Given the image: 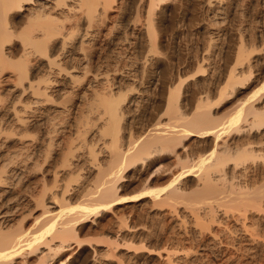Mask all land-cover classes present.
<instances>
[{"label":"bare ground","instance_id":"obj_1","mask_svg":"<svg viewBox=\"0 0 264 264\" xmlns=\"http://www.w3.org/2000/svg\"><path fill=\"white\" fill-rule=\"evenodd\" d=\"M142 212L188 236L133 244ZM124 245L264 264V0H0V264H128Z\"/></svg>","mask_w":264,"mask_h":264},{"label":"rangeland","instance_id":"obj_2","mask_svg":"<svg viewBox=\"0 0 264 264\" xmlns=\"http://www.w3.org/2000/svg\"><path fill=\"white\" fill-rule=\"evenodd\" d=\"M185 23V24H184ZM177 24H180L179 22H176V25ZM184 24V25H183ZM181 27L180 26H178V27H180V28H182V30H183V34L182 33H179V35H177L176 36V41H175V48H172V50H171V54H173V55H170L171 56V61H173L174 63H175V65L174 66H176V69H175V67L173 68V70H174V72H180V71H182V70H184V71H186L187 72V74H188V72H189V74L190 73H192V72H195L196 71V68H197V65H193V64H189L188 65V58H187V56H188V54H187V51H188V53L190 52V50L192 49V51L191 52H193L194 51V49H195V46H196V49H198V51H202V47L200 46L202 43H201V40L203 39L202 38V34L200 33V31H198L197 29V24H195V25H193L194 27H192L191 26V28H189V29H191V31L189 30V32H190V35H192L193 34V37H191L190 35H189V33H188V15L186 16V18L184 19V21H183V23L181 22ZM196 26V27H195ZM193 28V29H192ZM193 31V32H192ZM196 32V33H195ZM199 33V35H198V33ZM192 33V34H191ZM197 36V38H196V36ZM179 36V37H178ZM182 38H181V37ZM201 36V37H200ZM191 37V38H190ZM175 38V37H174ZM188 38H190L191 40H189L190 41V43H188L189 41H188ZM196 38V39H195ZM198 38H200V42L198 41ZM202 38V39H201ZM178 39H180V40H178ZM186 39V40H185ZM195 40V42H191V41H194ZM197 40V41H196ZM177 41H179V43L177 42ZM181 41V42H180ZM183 41V42H182ZM176 42H177V44H176ZM195 43V44H194ZM180 45L179 47L180 48H177V45ZM185 44V45H184ZM191 44V45H190ZM194 44V45H193ZM198 44V45H197ZM200 44V45H199ZM189 45L191 46V48H189ZM197 46H199V48L197 47ZM182 47V48H181ZM187 47V48H186ZM179 49L178 51H179V53H177V49ZM188 49V50H187ZM195 49V50H196ZM174 51V52H173ZM181 52V53H180ZM184 52H186V53H184ZM176 53V54H175ZM169 54H170V51H169ZM178 54V56L176 57V55ZM181 54V55H180ZM184 55V56H183ZM186 55V56H185ZM182 56H183V58H182ZM172 57H175L174 59L172 58ZM184 57H186L187 59H185ZM181 58V59H180ZM178 59V60H177ZM185 59V60H184ZM177 63V64H176ZM178 66V67H177ZM194 66V67H193ZM190 67H192V68H190ZM192 70V69H195V71L194 70H190V69ZM198 69V68H197ZM189 70V71H188ZM153 112H155L156 110H159V112H160V107H158L157 105H154L153 106ZM158 181L159 180H162V179H157ZM158 181H155L154 180V182H156V183H158ZM159 183H161V181L159 182ZM140 188H141V186L139 187V186H137V185H130V186H128V187H126L125 188V190L123 191V194L124 195H128V196H132V195H135V193H138V191L140 190ZM142 214H144L143 215V219H140V221L141 222H144L143 224H145V225H147V227L145 226V228L146 229H148V231H151L152 230V232H149L148 233V235H145V236H143L144 234H142V233H140V234H138L139 233V231H137V232H135L136 233V237L135 238H131V239H129V241H131L133 244H141V243H143L144 245H146V248H147V246H148V248H152V249H157L158 248V245H157V243L159 242V240L161 239V240H164L163 239V237L164 238H167L168 236L170 237L171 235L173 236V237H175L176 236V234H177V236L178 235H183L184 237H187L188 236V232H186V231H188V226H186L185 228L184 227H181V228H179V227H176L175 225H173L174 223L173 222H171L172 220H169L168 221V219H167V221H166V219H165V221L166 222H164V224L165 225H163V223H161V222H158L159 220H157V219H154V217H156V216H153L152 217V219H150V218H148V217H144L146 214H145V212L143 213L142 212ZM137 218H134V219H129V217H128V224H133V223H136V222H138V223H140V221L137 219ZM145 219H146V222H145ZM136 220V221H135ZM143 220V221H142ZM151 220H153L154 222L152 223V225H151V222L149 223V221H151ZM156 220V221H155ZM134 221V222H133ZM147 222H148V224H147ZM157 222H158V224H157ZM167 222H171L170 224V226H169V223H167ZM155 224V225H154ZM156 224L158 225V226H156ZM160 224V225H159ZM149 225H151V228L152 229H150V226ZM163 225V226H162ZM175 226V228L173 227V226ZM149 226V227H148ZM156 226V227H155ZM165 226V227H164ZM167 227V228H166ZM173 227V228H172ZM144 228V229H145ZM154 228H155V230H154ZM159 228V229H158ZM160 228H162V229H160ZM165 228V229H164ZM172 228V229H171ZM145 229V231L144 232H147V230ZM177 229H179L178 231H177ZM185 229V230H184ZM92 231V232H91ZM96 231V232H95ZM170 231L172 232V233H170ZM183 231H185V232H183ZM100 232V229H99V231L98 230H96V229H94V230H90L89 232H86V234H85V236L87 237H92V238H97V239H100V237L102 236V234H100L101 232H102V230H101V232ZM166 233H167V235H166ZM174 233H176V234H174ZM180 233V234H179ZM186 233V234H185ZM142 234V235H141ZM151 236H150V235ZM174 234V235H173ZM99 235H101V236H99ZM139 235H140V237H139ZM187 235V236H186ZM143 236V237H142ZM147 236H148V238H147ZM150 236V237H149ZM144 237H146V239H144ZM162 237V238H161ZM102 238H104V237H102ZM139 238L140 239H143L142 240V242L140 243V241H139ZM128 241V240H127ZM169 249H175V248H186V247H188V242H184V243H182V244H178V243H173V244H169L168 246H167ZM147 248V249H148ZM128 248L124 245V246H122V249L120 248V253L121 254H123V253H125V254H123V255H128L127 257H129L130 255H132L133 253L132 252H130V251H132V250H127ZM127 250V251H126ZM123 252V253H122ZM130 253H132V254H130ZM138 253L139 252H137V253H135V254H133V257L132 256H130V261H128V260H126V261H128V264H134L135 262V264H165V263H163V261L161 260V259H159L155 254L154 255H151V256H146V253H144V252H140L139 253V255H138ZM74 254H76V253H74ZM73 254V255H74ZM143 256H142V255ZM91 256V255H90ZM90 256H89V258H90ZM138 257V259H137V257ZM142 258H141V257ZM145 257V259H143ZM136 260H135V259ZM132 259H134V260H132ZM149 259V260H148ZM146 262H145V261ZM157 261V262H156ZM132 262V263H131ZM162 262V263H161ZM127 264V263H126Z\"/></svg>","mask_w":264,"mask_h":264}]
</instances>
